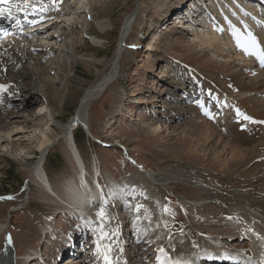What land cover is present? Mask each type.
I'll use <instances>...</instances> for the list:
<instances>
[{
    "label": "rangeland",
    "instance_id": "rangeland-1",
    "mask_svg": "<svg viewBox=\"0 0 264 264\" xmlns=\"http://www.w3.org/2000/svg\"><path fill=\"white\" fill-rule=\"evenodd\" d=\"M113 1L112 6H94L91 9L93 19L85 10L84 14H79L78 19L71 23L66 20L63 21L64 23L57 20L52 28L57 25L62 26L66 39L56 42L58 45H52L53 51L55 50L54 54L45 61L39 62L40 65L34 66V69L39 72L41 70V73L50 61H60L66 67L69 66L70 63L61 57L60 44L67 39L68 42L70 40L79 42L76 52L80 55L91 43L90 36L84 32L83 27L87 26L89 32L93 34L97 31L95 20L104 19L110 22L109 30L100 36L102 40L98 47H91L88 50L100 60L98 71L88 72L82 67H76L74 72L77 78L93 82L108 72V64L117 48L119 33L126 17L139 14L145 22L143 31L140 32L135 28V32L126 41L118 79L90 107V130L94 137L90 134V136H84L78 127L49 148L43 161V168L52 188L62 196L63 182L71 177L74 178L76 172L81 173L80 169L82 166L85 168V165L87 176L86 171L82 172L83 176L85 175L84 180L92 183L93 167L94 165L99 166L100 180L108 202V205L104 207L106 213L104 230L110 233L111 229L115 228L118 231L116 239L123 249L126 264L155 263L159 255L155 249L158 243L162 244L166 257L171 261L184 259L180 264L185 262L197 264L200 251L215 243H222L220 246L214 245L213 248L216 247V250H224L228 246L239 254L250 250L247 241H242V239L233 241L232 237L229 238L225 234L226 227H223L225 231L220 227L214 229L216 233H220L219 239H216L215 235L210 234L207 227L202 225L199 216L194 218L192 210L179 202L177 197L185 196L192 201L194 195H190L189 190L191 189L181 180H176V173L194 164L186 156L185 148L175 144L176 137H172L173 129L180 131L184 126H189L192 121L200 120V117L197 118L199 113L197 102L201 99V95L198 91L199 85L194 84V74L184 66L180 53L178 54L171 47L174 40L181 37L193 43L194 39L190 33L192 29L188 26H191L189 23L192 20L194 22L196 18L201 19L200 15L198 16L195 12L196 17H190L189 20L187 12L193 8L195 1ZM200 1H197L198 8L207 5V0ZM181 16H183L182 19H180ZM154 22H157L158 26L152 29ZM216 22L220 24L217 19ZM201 26L203 28V25H194L196 30L208 34L209 31L202 29ZM233 26L234 24H231V27ZM237 30L234 29L235 33L240 31ZM157 35L161 36V39L157 40ZM37 44L39 45V42ZM68 44L70 45L71 42ZM234 44H226L225 47L238 51ZM13 49L16 55L20 54L17 46ZM23 60L27 62L25 56ZM14 74H19V71L15 70ZM22 75L24 76L23 72ZM215 75H218V72L214 71ZM40 77L51 82L50 89L48 88L50 92H46L45 95L31 88V83L34 82L31 74L22 81L21 85L28 87L20 90L21 93L17 85L16 87L12 85L6 93L0 94V111L8 119L6 122H0L1 129L11 124L14 118L21 119L32 113L37 114L38 107L46 101V98L59 105V101L57 102L55 98L56 95L62 96L75 92L78 86L76 77L62 82L63 79L58 80L61 76L50 70H46ZM207 85H205L206 92H211L212 87L210 84ZM185 92L188 94L186 95ZM221 101L225 102L223 97ZM23 104L28 105L22 107ZM77 104L78 101L75 104L65 103L58 109L59 124L66 125L70 122L76 112ZM215 107L217 108V106L210 107V114L212 119L215 118L214 121L204 118L207 123L212 126L214 124L216 130L214 140H217V135H223L242 145L244 141H251L255 133L264 134L261 126L243 120L235 113L229 125L224 126L218 118V111ZM175 108L181 109L184 116L177 117L173 112ZM195 111H197V116L194 114ZM42 120V116L37 117L36 123ZM149 124L160 126L162 131L159 135L148 132L146 126ZM55 131L58 132V130ZM75 135L78 137L77 144ZM189 136L193 137L194 134ZM251 142L247 147H252L255 143ZM29 145L28 142L18 143L11 140L5 144L7 150L4 154H0V198L12 197V199H0V252L9 234L12 238L13 253L16 255L14 264H24L26 255H31L27 264H37L35 257L32 256L36 253L38 256L39 252L47 254L49 261L54 260L55 256L61 257L64 254L62 245L64 237L79 232L82 239H79V234L77 238L82 246L85 241V245L84 248L82 246L77 248L80 253L76 255L78 260L74 263L94 264L96 248L92 234L86 229L84 232L87 231V236L83 237V228L78 225V220L66 214L69 210L62 211L60 209L62 204L57 199L52 200L51 194L48 195L35 183H28L20 173L19 162L34 165L38 160L34 147L31 148L28 156L21 158L18 155L22 147ZM127 158L132 161L130 162ZM211 158L212 154H209L201 165L197 163L196 166L200 169H208L217 175L218 170L204 167V165H210ZM134 162L142 164L148 171L169 169L173 175L169 178L172 181L169 191L173 193L159 184L149 182L135 168ZM234 169L235 167H231L225 174H222V177L235 174ZM140 175L141 177H138ZM112 184L114 185L111 186ZM112 187L121 191L122 200H118L115 193L113 194ZM137 205L142 206L139 213L136 212ZM102 245H107L105 239L102 240ZM65 257L66 255L60 264H66ZM241 262L242 264H255L253 258L243 255H241Z\"/></svg>",
    "mask_w": 264,
    "mask_h": 264
},
{
    "label": "bare ground",
    "instance_id": "bare-ground-1",
    "mask_svg": "<svg viewBox=\"0 0 264 264\" xmlns=\"http://www.w3.org/2000/svg\"><path fill=\"white\" fill-rule=\"evenodd\" d=\"M39 1L41 2V0ZM51 1L53 0H42L43 6L45 7L44 9L41 7V9L43 11L45 9L48 10V4ZM73 1L72 3V0H60V3L57 4L59 9L49 13L47 20L44 16H41L39 20L35 18L31 22L35 27L29 29V32H26L28 36L22 37V44L8 45L0 49V84L8 85V89L12 85H17L18 91L23 88L25 90L28 86L21 85L22 81L31 74L32 80H34L31 83V88L45 95L46 92H50L48 88L51 82L41 78L40 75L46 70H50L61 76L57 79H63L62 82L68 81L73 77L77 78V75L74 73L76 67H82L88 72L93 70L98 71L100 60L93 54H90L88 50L91 47H98L102 40L100 36L109 30L110 22L104 19L100 21L94 19L97 22V31L93 34L89 32L87 26L83 27L84 32L90 36L91 43L84 48V51L80 55L76 52L79 42L70 40L71 44L69 45L68 43L70 42L67 39L60 44L61 57L70 63L69 66L66 67L60 61H50L42 69V73L41 70L39 72L34 69V66L40 65L39 62L45 61V59L54 54L55 50L53 51L52 45H58L56 42L66 39L62 26L57 25L55 28H52L57 20L60 22L66 20L71 23L78 19L79 14H84L85 10H87L86 13L93 19L91 9L94 6L104 7L114 4L113 0ZM225 1L230 2V0H222L221 4L220 0H207V5L211 6L209 8H213L215 3L223 13L222 19L220 18L222 22L221 27H215L213 25L214 21L209 19V17L205 21L201 18V20L196 18L194 20L196 24L192 20L189 23L191 26H188V28L192 29L190 33H192L194 39L193 43L181 37L175 39L171 47L178 54L180 53L179 55L184 66L194 74V84L195 86L199 85L198 91L200 93L199 95H201V99L197 102L199 105L198 116L196 115L198 110L194 113L197 118L200 117V120L192 121L189 126H184L180 131L173 129L174 133L172 137H176L175 144L185 148L184 152L186 156L194 164L190 168H182L180 173L178 172L179 174L176 173V180H181L182 183L191 189V191L189 190L190 195H194L192 201L185 196L180 195L177 197L179 202L192 210V216L194 218L199 216L200 221L203 223L202 225H205L207 230L211 232L210 234L215 235L216 239H219L218 235L220 233H216L214 229L219 227L223 231H225L223 227H226L225 234L229 238L232 237L233 241L239 239L247 241L246 238L249 237L251 240L249 242L250 250L243 251V254L252 257L255 264H264V239H258V236L264 237V134L260 135L258 132L254 134L251 141L255 143L252 147H247L248 143L251 142L250 140L244 141L241 145L230 138H225L223 135H217V140H214V134L216 132L214 124L212 126L204 120V118L208 119L211 116L210 107L217 106L215 108L218 111V118L224 126H227L229 125L231 117H235L234 113L237 115L238 109L246 116L251 117L252 121H256L255 123L259 127H262V133H264V67H261L257 55L247 54L239 46L240 44H247L251 36L258 42V49H252V51L264 52V37L246 28L243 22L240 25L238 19L230 20L231 15L229 12L231 8H229L230 6H225ZM20 5H22V2ZM198 7L196 0L195 3L193 2L192 9L194 10L186 11L188 19L190 17H196L194 15L195 12L197 15L199 14L201 8ZM61 18L63 19L61 20ZM182 18L183 16L180 17V19ZM43 20L42 25L41 22ZM199 23L203 25V28L201 26L202 29L209 31V35L195 29L194 25L197 26ZM231 24H234V26L231 27ZM144 26L145 22L139 14L127 16L121 27L117 48L108 64L109 70L106 74L93 82L85 81L78 77V86L75 92L66 93L62 96L56 95L55 98L60 103L59 105L57 103L58 107L55 104L56 102L49 101L46 98V101L38 107L37 114L32 113L27 117H21V119L14 118L11 124L8 126L5 124L7 127L4 128L3 126V129L0 128V154H4V151L7 150L5 144L11 140L18 143L28 142L30 144L28 147L21 148L18 154L21 158L28 156L31 148L34 147L38 154L37 162L34 165L19 162L20 173L28 183H35L48 195L51 194L52 200L56 201L57 199L62 204V207H60L62 211L65 212L67 209H73L79 213L80 219H78V225L83 228L82 231L87 229L92 234L95 248L97 247L96 242L99 233L93 231V229L101 225L97 213L101 210L104 211V207L108 205L103 187H100L99 183H95L94 187H90L84 180L85 175L83 176L82 172H76L74 178L71 177L63 182L64 190L62 191V196H60L51 186L43 168V161L49 148L60 138L67 136L70 131H74L78 127L83 126L93 136L89 121L90 107L118 79L120 63L125 53L126 41L135 32V28L142 32ZM157 26L158 23L154 22L152 29ZM45 27H48V29L39 31V29ZM34 29L35 31H33ZM234 29L240 31L237 30L238 32L235 33ZM36 31H39V33H36ZM159 39H161V36H158L157 40ZM12 41H15V38ZM163 41L166 40L163 39ZM37 42H39V45ZM231 43H235L234 45L238 51H232L225 47L226 44ZM15 46H17V50L18 48L20 50L19 55H16L14 52L13 48ZM24 56L27 58V62L23 60ZM15 70H18L19 74H14ZM214 71L218 72V75L214 76ZM22 72L25 77L22 75ZM207 84H210L212 87L211 92H206L205 85ZM222 97L225 102L221 101ZM77 101V109L70 122L66 125L59 124L57 117L58 109L64 106L65 103L75 104ZM26 105L23 104L22 107ZM173 112L177 117L184 116L179 108H175ZM206 112L208 115L205 114ZM40 116L43 117L42 122L36 123L37 117ZM214 119L211 118L213 121ZM6 121H8L6 115L0 111V122ZM30 123L32 126H30ZM146 128L153 135H159L162 131L158 124L155 126L149 124ZM55 130H58V132L56 133ZM192 133L194 136H189ZM209 154H212L210 165H204V167L218 170L220 175L219 173L215 175L208 169H200L196 166L197 163L201 165ZM136 164L135 168L149 182L159 184V186L164 187L168 191L171 190L170 186L172 181L169 178H171L172 172L169 169L162 168L158 171H148L142 164L138 162ZM231 167H235V171L233 170L235 174L222 177V174H225ZM94 168L95 173H97L99 169L97 166ZM141 175L138 177H141ZM113 190V194L115 193L117 199L122 200V196H120L121 191L118 189ZM169 192L173 193L172 191ZM249 229H252V231H248ZM116 231L115 228H112L109 233L110 235L105 241H107V245L111 244L112 246L111 256L114 259L116 257L120 264H124L125 256L120 251L122 247L116 239L117 235L113 234ZM77 235V233H71L67 237H64L62 245L64 246L65 252H67V249L64 244L71 236L75 238L74 242H78ZM100 243L102 245V240ZM214 245L210 246L211 248L201 250L200 257L209 256L220 260L219 264H223L224 262L228 263L227 260L229 258H226L228 254L220 253L223 250H216V247L213 248ZM114 249L115 253H113ZM155 249L159 254L157 259L167 256L165 251L163 253L159 251L162 249V244L158 243ZM95 254L96 261L94 264H103V260L98 256L97 251ZM15 257L16 255L13 253L12 246L7 244V249L3 253L0 252V264H14ZM30 257L31 255L25 256L24 264H27ZM75 260H77V256L73 253L71 258L65 261L76 264L74 263ZM183 261L184 259L179 262L182 263ZM67 262L66 264H68ZM184 264L190 263L185 262Z\"/></svg>",
    "mask_w": 264,
    "mask_h": 264
},
{
    "label": "snow or ice",
    "instance_id": "snow-or-ice-1",
    "mask_svg": "<svg viewBox=\"0 0 264 264\" xmlns=\"http://www.w3.org/2000/svg\"><path fill=\"white\" fill-rule=\"evenodd\" d=\"M9 0H0V3H8ZM240 47L243 48V50L245 51V53L250 54V55H257L259 60H260V65L261 67H264V52H260V51H252V49H258V42L256 41V39L254 37H249V42L247 44H240ZM8 85L5 84H0V94L6 93L8 91ZM206 115H208V113H205ZM237 115L240 116L243 120L249 121V122H253L255 123L256 121H252L251 117L246 116L244 113L240 112L237 109ZM209 118L211 119L212 117L209 116ZM0 199H12V197H6V198H0ZM142 206L141 205H137L136 207V212L139 213L141 210ZM167 211V210H166ZM145 212H147V210H145ZM98 218L101 221V225L98 228L93 229V231L99 233L98 239H97V247H96V251L98 256L103 260V264H120L119 260L114 259L111 256V251H112V246L111 244L108 245H101L100 241L106 239L110 234L108 232H106L104 230V222L106 220V213L101 210L99 213H97ZM248 231H252V229H249ZM115 235H118V231H116L115 233H113ZM258 239H264V237H259ZM6 242L8 245L12 244V238L10 235H8L6 237ZM121 252L123 251V249L120 250ZM161 253L164 252L163 249L159 250ZM126 264V262H125ZM158 264H180L179 261H171L169 258L164 257V258H158Z\"/></svg>",
    "mask_w": 264,
    "mask_h": 264
},
{
    "label": "trees",
    "instance_id": "trees-1",
    "mask_svg": "<svg viewBox=\"0 0 264 264\" xmlns=\"http://www.w3.org/2000/svg\"><path fill=\"white\" fill-rule=\"evenodd\" d=\"M80 131H81V133L85 136V133H84V131L81 129V128H78ZM75 141H76V144H77V142H78V137L75 135ZM78 146V145H77ZM20 184H22V182H20ZM6 195V194H5Z\"/></svg>",
    "mask_w": 264,
    "mask_h": 264
},
{
    "label": "water",
    "instance_id": "water-1",
    "mask_svg": "<svg viewBox=\"0 0 264 264\" xmlns=\"http://www.w3.org/2000/svg\"><path fill=\"white\" fill-rule=\"evenodd\" d=\"M82 127H83V126H82ZM83 128H84V127H83ZM6 249H7V242L5 241L4 248H3V250L1 251V253H3Z\"/></svg>",
    "mask_w": 264,
    "mask_h": 264
}]
</instances>
